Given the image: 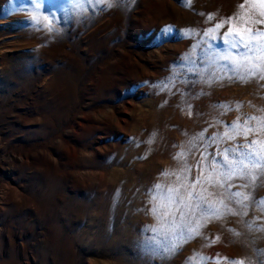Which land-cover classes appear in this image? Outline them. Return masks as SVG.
<instances>
[{
	"label": "rangeland",
	"instance_id": "374dc122",
	"mask_svg": "<svg viewBox=\"0 0 264 264\" xmlns=\"http://www.w3.org/2000/svg\"><path fill=\"white\" fill-rule=\"evenodd\" d=\"M41 3L0 0V264H260L264 212L252 199L264 198V177L245 188L220 176L224 187L209 188V200L232 211L217 204L220 217L189 216V227L200 225L194 238L164 241L172 217L160 208L158 220L150 202L154 185L166 193L181 182L176 174L191 182L225 148L264 140V131L224 136L238 118L264 117V79L241 81L225 61L206 59L224 50L220 38L240 17L264 31L259 6ZM229 192L250 194L247 209Z\"/></svg>",
	"mask_w": 264,
	"mask_h": 264
},
{
	"label": "snow or ice",
	"instance_id": "6c2138e0",
	"mask_svg": "<svg viewBox=\"0 0 264 264\" xmlns=\"http://www.w3.org/2000/svg\"><path fill=\"white\" fill-rule=\"evenodd\" d=\"M88 0H73L74 7H80L87 3ZM98 3L104 2V0H97ZM109 4L112 0H108ZM32 3L39 10L42 7L41 0H32ZM255 5L259 6L260 15L264 16V0H253ZM243 8L244 5H240ZM239 15V14H237ZM33 21L37 24H41L43 27L48 28L49 31H54V21L50 20L48 16L35 15L32 17ZM229 21L237 19V16L227 18ZM244 20V23L235 28V34H233V27L230 26L228 31L220 38V43L226 47L222 52L208 53L206 59L208 62H214L215 60H223L229 65V69L234 73V77L241 81H246L252 77H258L264 79V31L255 30L248 27L247 18L240 17ZM47 22V23H45ZM256 23H264V20L255 21ZM223 27L218 23L214 28L208 30V35L213 37L218 29ZM168 31V29H165ZM214 38V37H213ZM235 50L236 55H233ZM226 107V106H221ZM237 107H241L237 105ZM257 120L258 128L252 129L248 126L249 121ZM228 129L224 136L228 139L235 140L238 135L243 134L247 138L248 133L251 131H264V117H247L243 124L240 123L239 118L233 122L231 126H226ZM218 137H213L212 141L215 142ZM184 153L177 154L174 159L179 160ZM223 160H218L215 157L206 165L207 175L203 173L205 168H201V176H197L195 180L191 182L185 177L181 180V176L177 175V180L181 181L175 186H169L165 192H162L163 186L156 184L153 189L150 202L153 203L151 211L158 220L162 219L160 215V208L166 209L163 212V217H172L171 225L168 226V230L161 232L160 235L164 241H169L171 237L176 236L185 237L194 236L197 234V229L200 226L197 223L196 227H189V223H186L189 216H195L197 212L203 218H210L212 216L220 217L224 213L217 207V204L222 206L228 212L232 210L224 204L223 200L214 201L209 200V197L214 193L209 191L212 187H224V182L219 179L220 176L224 177V180H231L233 178H239L247 180L248 183L241 185V187H249L254 185V182L259 177H264V140H253L250 143L243 145H236L233 148H225L223 150ZM202 159L207 160L206 156ZM221 169L217 172V169ZM182 171L191 172V167L185 163ZM174 173H170L167 170L162 172V175L168 176ZM215 177V178H214ZM207 184V187H205ZM234 185H228V189ZM231 197H237L235 203L241 205L242 209H247L248 205L244 201L250 199V194L242 192H229ZM252 205L259 208L264 212V198L252 199ZM179 213L180 225H177L176 214ZM243 215H247L246 211H242ZM251 227V225H250ZM264 231V228L260 229ZM153 232H158L157 229H153ZM228 264H245V261H229ZM260 264H264V257H262Z\"/></svg>",
	"mask_w": 264,
	"mask_h": 264
}]
</instances>
